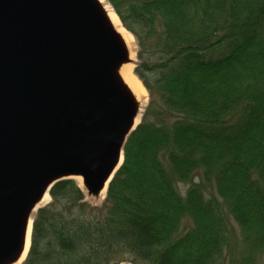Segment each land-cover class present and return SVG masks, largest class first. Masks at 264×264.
Listing matches in <instances>:
<instances>
[{"label":"trees","instance_id":"1","mask_svg":"<svg viewBox=\"0 0 264 264\" xmlns=\"http://www.w3.org/2000/svg\"><path fill=\"white\" fill-rule=\"evenodd\" d=\"M108 2L149 101L102 204L56 183L22 264H264V0Z\"/></svg>","mask_w":264,"mask_h":264},{"label":"water","instance_id":"2","mask_svg":"<svg viewBox=\"0 0 264 264\" xmlns=\"http://www.w3.org/2000/svg\"><path fill=\"white\" fill-rule=\"evenodd\" d=\"M130 61L100 0H0V264L26 260L56 183L108 191L145 110Z\"/></svg>","mask_w":264,"mask_h":264},{"label":"bare ground","instance_id":"3","mask_svg":"<svg viewBox=\"0 0 264 264\" xmlns=\"http://www.w3.org/2000/svg\"><path fill=\"white\" fill-rule=\"evenodd\" d=\"M103 5L105 6L106 11L108 12V15L114 25V27L117 29V31L123 36L128 49L130 51V59L131 61L125 65H123L120 69V74L126 84L130 87L134 95L136 96L137 100L141 103L142 108L145 106L147 100H148V91L145 88V86L142 84V82L135 76L134 74V68L133 64L136 59V54H137V43L135 41L134 35L129 32L121 23L118 15L114 12L112 9L110 3L108 0H100ZM140 117L138 118L137 122H139ZM80 182H83V179L81 177L78 178ZM49 201V196L46 195L43 200L40 202V206L46 204ZM30 232L31 230L29 229L28 232V243L26 247V251L22 257L24 259L28 247H29V239H30Z\"/></svg>","mask_w":264,"mask_h":264},{"label":"rangeland","instance_id":"4","mask_svg":"<svg viewBox=\"0 0 264 264\" xmlns=\"http://www.w3.org/2000/svg\"><path fill=\"white\" fill-rule=\"evenodd\" d=\"M111 5V4H110ZM111 7H112V5H111ZM112 9L114 10V8L112 7ZM115 11V10H114ZM122 23V22H121ZM136 41V40H135ZM137 43V42H136ZM138 52H139V46H138V43H137V54H136V59H135V62H134V64H133V68H134V74H135V76L139 79V77L137 76V74H136V68H137V66H138V64H139V62H140V60H139V58H138ZM140 80V79H139ZM141 81V80H140ZM142 82V81H141ZM143 84V83H142ZM148 101H149V94H148V100H147V102H146V104H145V106L143 107V108H145L146 106H147V104H148ZM76 179V181L79 183V185L85 190V192H86V194L88 195V193H87V191H86V189H85V187H84V185H83V182H80V180L78 179V178H75ZM182 190V192H184L185 191V187L184 188H182L181 189ZM106 194V192H104L101 196H97V197H95V196H91V195H89L88 196V201L89 202H91L92 204H96V205H101L102 204V202H103V200L105 199V195ZM123 264H131V263H123Z\"/></svg>","mask_w":264,"mask_h":264}]
</instances>
